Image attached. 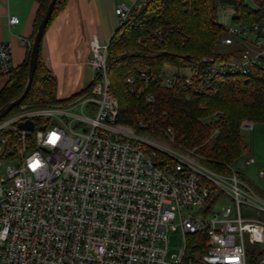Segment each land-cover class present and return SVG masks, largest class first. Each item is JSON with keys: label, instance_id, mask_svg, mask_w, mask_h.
I'll return each instance as SVG.
<instances>
[{"label": "built area", "instance_id": "built-area-1", "mask_svg": "<svg viewBox=\"0 0 264 264\" xmlns=\"http://www.w3.org/2000/svg\"><path fill=\"white\" fill-rule=\"evenodd\" d=\"M145 2L116 7L119 26ZM8 23L19 20L10 16ZM220 45L231 48L228 56L188 62L183 68L189 77L141 73L138 95L151 82L200 95L215 93L220 77L249 81L264 75V18L225 28ZM25 46L31 50L32 43ZM90 46L95 74L87 94L56 107L20 106L18 114L0 121V152L13 146L14 154L5 159L18 160L0 177V264H182L186 243L196 234L206 238V253L192 254L189 264H248L245 236L264 249V222L243 218L240 206L264 213V201L236 171L219 174L206 167L195 150L175 141L170 128L142 120L136 132L118 123L108 44L93 39ZM12 70L10 45L0 43V77ZM124 81L133 93L134 78ZM144 100L152 103L153 97ZM26 121L33 123L31 132L19 129ZM240 129L251 132L253 124L242 122ZM9 137L14 143L8 144ZM242 164L247 168L254 160ZM259 177L264 179L262 171ZM215 189L231 204L205 213ZM177 228L184 246L168 261L167 232ZM256 264H264V256Z\"/></svg>", "mask_w": 264, "mask_h": 264}, {"label": "trees", "instance_id": "trees-1", "mask_svg": "<svg viewBox=\"0 0 264 264\" xmlns=\"http://www.w3.org/2000/svg\"><path fill=\"white\" fill-rule=\"evenodd\" d=\"M146 0L131 18L121 24L108 43L106 64L110 82V95L118 103L117 122L138 131V122L154 121V124L170 128L175 141L184 148L193 149L202 158V163L219 174H229L233 164L243 151L241 123H264V75L255 74L246 81L244 76L220 77L214 82L215 93L196 94L183 92L177 86L167 88L157 83L144 87L140 74L163 77L165 67L183 68L202 56L226 58L218 54L225 27L218 22L220 8H230L232 22L257 23L264 18V0ZM50 0L40 3L34 22L33 41L37 26ZM67 0H56L47 26L65 5ZM46 26V28H47ZM45 28V30H46ZM30 50L24 63L13 68L6 76L0 91V109L18 98L28 78ZM134 78L133 93L128 91L124 79ZM90 87L73 99L85 95ZM153 97L152 103L144 100ZM56 97V82L38 59L31 87L20 106L28 109L48 108L64 105ZM14 107L3 119L20 110ZM220 113L209 123L201 120ZM217 133L213 135V131ZM14 139L8 138V144ZM216 200L207 204L205 213L212 210ZM206 238L200 234L192 236L186 243L191 254L206 253ZM195 246V247H194ZM247 263L253 264L264 256V249L257 253L246 249Z\"/></svg>", "mask_w": 264, "mask_h": 264}, {"label": "crops", "instance_id": "crops-1", "mask_svg": "<svg viewBox=\"0 0 264 264\" xmlns=\"http://www.w3.org/2000/svg\"><path fill=\"white\" fill-rule=\"evenodd\" d=\"M44 0H0V43L11 48V64L20 67L27 58L34 22ZM133 0H67L47 26L39 48L40 60L56 82V97L67 103L91 85L94 72L90 43L107 45L119 27L115 9ZM19 23L10 25L8 17ZM32 43V42H31ZM0 82V91L6 83Z\"/></svg>", "mask_w": 264, "mask_h": 264}, {"label": "rangeland", "instance_id": "rangeland-1", "mask_svg": "<svg viewBox=\"0 0 264 264\" xmlns=\"http://www.w3.org/2000/svg\"><path fill=\"white\" fill-rule=\"evenodd\" d=\"M246 3L251 7L255 8L250 0H247ZM233 12L230 8H220L217 13V19L220 24H222L225 28L233 26L232 22ZM223 37V36H222ZM221 40V39H220ZM218 54H228L231 50L229 47H222L221 45L217 47ZM163 74L166 77L171 76H180V77H189L191 73L184 68H172V67H165L163 69ZM4 80V77H0V82ZM26 107V106H25ZM50 108V107H48ZM26 111L28 109L26 107ZM20 110L15 114H18ZM218 113V111H217ZM208 116L207 118H203L201 121L203 123H209L213 116ZM52 121L51 123H53ZM247 122V121H246ZM12 127L7 129V132H11ZM241 139L243 144V151L241 156L230 165V169L237 172L238 178L242 181L246 186H248L260 199L264 201V179L259 177V172L262 171L264 173V123H254L253 129L251 132L241 130ZM4 147L2 146V150L0 152V158H4V165L0 166V177H5V166L10 164L12 166H17L18 160H14L12 162H8L5 158L8 156H12L14 154V147L9 146L8 152L5 154ZM252 158L254 160V164L244 168L242 164V160L245 158ZM214 198L216 200L213 210L215 212H219L221 207L225 205H230L231 202L228 200L226 196L220 194V192L215 189ZM240 211L245 219H255L264 222V213L261 212L259 214L258 211L252 210L244 205L240 206ZM183 214H188V211H183ZM167 239H168V257L167 260H170V255L178 253L182 250L184 246V242L181 236L180 229L177 228L175 231H168L167 232ZM245 247L247 250L253 251L257 253L261 245H251L247 242L245 236ZM192 254L187 252V257L184 259L182 264H189L188 262L192 260ZM256 264V261L253 263Z\"/></svg>", "mask_w": 264, "mask_h": 264}, {"label": "water", "instance_id": "water-1", "mask_svg": "<svg viewBox=\"0 0 264 264\" xmlns=\"http://www.w3.org/2000/svg\"><path fill=\"white\" fill-rule=\"evenodd\" d=\"M56 4V0H50L38 26L32 41V46L30 50V59H29V70H28V78L26 85L24 87L23 92L21 95L16 98L15 100L7 103L4 107L0 109V121L5 118L14 107L20 106V104L23 102L24 98L26 97V94L28 93L30 87H31V82L33 79V73L36 68L37 64V59H38V53H39V48H40V43L43 37V34L45 32V28L48 24V21L51 17V14L53 12V8ZM19 129L25 130L28 132H31L33 130V123L30 121H26L22 124L19 125Z\"/></svg>", "mask_w": 264, "mask_h": 264}]
</instances>
